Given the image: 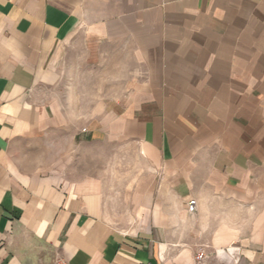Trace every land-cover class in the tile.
<instances>
[{
  "label": "crops",
  "instance_id": "0c3cea01",
  "mask_svg": "<svg viewBox=\"0 0 264 264\" xmlns=\"http://www.w3.org/2000/svg\"><path fill=\"white\" fill-rule=\"evenodd\" d=\"M58 262L264 264V0H0V264Z\"/></svg>",
  "mask_w": 264,
  "mask_h": 264
},
{
  "label": "built area",
  "instance_id": "2783aa9c",
  "mask_svg": "<svg viewBox=\"0 0 264 264\" xmlns=\"http://www.w3.org/2000/svg\"><path fill=\"white\" fill-rule=\"evenodd\" d=\"M196 208H197V201L196 199H190L188 201V210L189 212L193 213L196 211ZM204 256V252L203 251H200L197 253L196 255V260L199 261L200 259H202ZM57 264H60V262H58Z\"/></svg>",
  "mask_w": 264,
  "mask_h": 264
},
{
  "label": "rangeland",
  "instance_id": "374dc122",
  "mask_svg": "<svg viewBox=\"0 0 264 264\" xmlns=\"http://www.w3.org/2000/svg\"><path fill=\"white\" fill-rule=\"evenodd\" d=\"M79 87H80L81 90H83V87H87V86H82V85H80ZM75 88H78V86H77V85L71 86V87H70V91H73V90L75 91ZM87 103H88V102H87Z\"/></svg>",
  "mask_w": 264,
  "mask_h": 264
}]
</instances>
